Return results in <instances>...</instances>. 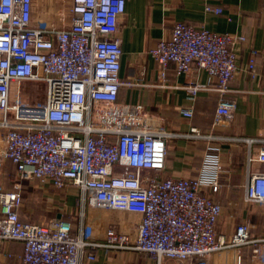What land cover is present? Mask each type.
Here are the masks:
<instances>
[{
	"label": "built area",
	"instance_id": "obj_1",
	"mask_svg": "<svg viewBox=\"0 0 264 264\" xmlns=\"http://www.w3.org/2000/svg\"><path fill=\"white\" fill-rule=\"evenodd\" d=\"M31 6L32 0H0V173L7 162L14 166L12 185L0 183V263L12 256L9 244L19 241V264H88L99 249L149 254L155 264H221L209 256L232 249L233 264H240L244 246L264 264V233L253 235L242 221L229 236L218 234L222 205L210 195L221 186V143L260 142L257 155H247L244 200L264 203V169H249L253 161L264 165V138L216 131L233 117L235 101L224 95L239 70L237 48L245 36L177 21L170 36L148 50L161 78L172 65L178 74L203 69L216 82L212 127L175 133L143 106L117 103L119 87L131 84L119 77L117 31L125 0H72L69 23L60 28L32 25ZM205 10L221 13L210 4ZM39 79L44 97L25 101L23 84ZM185 88L193 98L202 87ZM182 112L192 115L191 108ZM176 136L205 142L198 176L162 175L167 141ZM21 180L74 186L81 218L85 208L139 214L136 233L109 227L95 239L63 214L45 223L23 221Z\"/></svg>",
	"mask_w": 264,
	"mask_h": 264
},
{
	"label": "crops",
	"instance_id": "obj_2",
	"mask_svg": "<svg viewBox=\"0 0 264 264\" xmlns=\"http://www.w3.org/2000/svg\"><path fill=\"white\" fill-rule=\"evenodd\" d=\"M71 4L72 0H32V25L66 27L69 23ZM206 4L219 6L221 13L206 11ZM177 21H185L196 27L203 26L213 32L245 36V41L237 48L239 70L229 83L230 90L224 95L235 101L233 117L228 126L217 127L216 131L230 136L264 138V0H125V10L118 19L117 31L122 49L119 77L131 84L125 83L119 87L117 103L143 106L150 116L171 132L185 133L190 126H196L202 131L212 127L220 97L215 90V79L205 70L196 68H192L188 73L178 74L172 65L161 78L158 62L148 54V50L160 39L170 36ZM193 82L202 88L192 98L185 86ZM188 108H191V116H185L182 112ZM260 144L226 141L220 145L223 164L221 186L216 192L210 193L211 197L222 205V213L216 226L220 235L229 236L242 221L252 225L253 235L264 233V203L244 200L248 172L247 155L250 153L255 157ZM205 149L203 140L172 137L166 144L162 175L174 178L198 176ZM7 165L14 167L10 162H7ZM249 169L261 171L264 165L253 161L250 162ZM39 186L42 189L54 188L49 184L39 183ZM75 206L78 215L76 220L72 218L71 212L67 211L59 210L55 216L63 214L64 218L74 221L75 226L84 224L86 210L92 208H85L81 218L83 210L79 192ZM114 211L120 214L106 219L105 229L112 227L135 235L140 215ZM21 213L22 209L19 211L20 218ZM90 216L92 212H89L88 220ZM105 229H102V235ZM9 247L12 253L10 259L19 258L22 243L12 241ZM248 247L250 246L242 247L243 254L240 250V264H260L259 261L251 259ZM224 252L228 255L224 256ZM216 254L209 256V262L233 264L236 250L229 249ZM131 255V252L99 249L96 259L88 264H126L128 258H134ZM154 262L153 258L152 264Z\"/></svg>",
	"mask_w": 264,
	"mask_h": 264
},
{
	"label": "rangeland",
	"instance_id": "obj_3",
	"mask_svg": "<svg viewBox=\"0 0 264 264\" xmlns=\"http://www.w3.org/2000/svg\"><path fill=\"white\" fill-rule=\"evenodd\" d=\"M44 88V83L40 79L25 82V84H23V91L25 92L23 99L27 102L42 99L45 95ZM10 172H14V167L6 164V170L0 173V182H3L7 187L12 185L13 178L11 177ZM20 185L22 195L24 197L21 213V218L23 220L45 223L50 218L54 217L56 212L59 210L71 212V216L75 220L78 218L77 208L75 206V200L77 198L78 191L74 186H70L63 190L57 188L42 189L36 180H21ZM89 212H92V216H90L88 220ZM86 213L87 216L84 223L85 230L88 231V229H90V234L95 239L101 238L102 229H105L106 226L104 225L106 219L120 214L112 209L107 208H92L91 210L87 209ZM248 248L251 251V247ZM240 250L241 254H243L244 249L241 248ZM245 250L248 251L247 248ZM123 251L131 252L133 254L131 256H134V258L132 257L133 259L129 260L128 258L126 264H146L148 262H151L150 264H152L153 258L149 254H141L131 250H122L121 252ZM222 254L224 256L228 255L226 252ZM229 257L231 258L232 255H229ZM204 260L207 261L206 258ZM166 261H168L167 264H176V262L171 259ZM0 264H19V259H8Z\"/></svg>",
	"mask_w": 264,
	"mask_h": 264
},
{
	"label": "water",
	"instance_id": "obj_4",
	"mask_svg": "<svg viewBox=\"0 0 264 264\" xmlns=\"http://www.w3.org/2000/svg\"><path fill=\"white\" fill-rule=\"evenodd\" d=\"M59 216H60V214L57 215V217H59Z\"/></svg>",
	"mask_w": 264,
	"mask_h": 264
}]
</instances>
